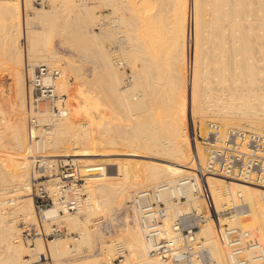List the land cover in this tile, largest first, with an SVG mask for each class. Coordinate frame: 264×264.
<instances>
[{
    "label": "rangeland",
    "instance_id": "374dc122",
    "mask_svg": "<svg viewBox=\"0 0 264 264\" xmlns=\"http://www.w3.org/2000/svg\"><path fill=\"white\" fill-rule=\"evenodd\" d=\"M200 1L0 0V164L3 172L9 178L16 164L20 163L16 159L21 154L19 132L23 129L16 122L19 119L17 95L23 86L18 75L20 70L25 80V133L30 175L33 176L36 161L45 158L42 156L63 155L70 157L59 159L74 158L77 161L78 173L83 177L79 184L82 195L79 210L66 214L56 206L60 213L70 215L71 220L61 217L47 220L36 209L37 221L25 217L16 206L28 201L29 197L33 199L32 191L21 190L0 196L3 203L1 211L8 220L16 221L13 222L16 234L11 232L8 238L0 234V264H4L3 252L12 241L21 244L23 257L30 264H40L43 256L48 264H154L151 258L142 261L133 256L129 247L134 217L136 214L140 217L133 197L139 191L147 190L142 182L152 167L143 160H155L147 154L153 147L152 143L167 138L174 122L181 121L183 128H190L195 102L199 109L217 106L219 102L215 96L230 92L224 89L225 85L231 88L237 86L238 90L245 85L255 88L264 86V61L260 63L262 58L264 60V0H253V10L248 12H240L239 0H230L226 4H222L221 0H207L197 23L195 14ZM220 4L224 6L223 11L218 10ZM236 9L239 13L234 12ZM40 10L44 12L42 17L38 16ZM224 15L228 16L224 18L226 26L214 29L213 18L217 16L221 23ZM19 18L21 25L17 26ZM250 23L254 26L252 35H242V26ZM16 43L23 53V64L19 66L15 55ZM52 50L57 51L61 59H51ZM104 52L112 65L111 76L122 88V93L113 103L104 102L108 98L107 94H103L102 86L108 80L105 72L109 74L102 58ZM40 56H46L47 60L40 63L52 64L61 70L58 88L67 95V110L73 103L80 105L76 108L79 110H75L77 122L59 138L57 145L52 144L55 134L53 122H41L38 120L40 114L30 112L29 108L31 94L27 80L31 75L28 71L31 69L32 74V68L40 64L36 61ZM233 57L246 58V65L238 68L230 66L233 63L227 64V60ZM216 60L227 70L208 73L207 67ZM194 64L200 69L195 74ZM255 79H258L257 85L251 83ZM100 87L102 93L97 89ZM155 88L158 92L152 94ZM40 110L47 109L42 105ZM33 117L36 125L32 126L31 133L30 120ZM124 133L128 134L130 141L133 139L132 142H136L131 146L138 147L139 144L141 155L127 147L130 141ZM204 136H198L201 147ZM120 138L125 139L127 145ZM114 139L117 145L111 143ZM131 153L137 157L129 156ZM189 174L194 175V180L199 178L202 190L200 194H195L191 188L194 199L185 196V200H178L181 197L168 195L163 201L168 210L165 220L167 237L182 240L183 234L174 230L179 216L205 214L209 220L197 228V237L207 244L212 257L223 264L215 251L213 236L203 228L213 222L218 230V240L225 249L221 232L230 221L224 218L217 221L211 215L242 202L237 197L236 204L226 198L224 202H218L216 191H212L208 184L210 176L195 171ZM9 181L0 183V190L13 187V182ZM232 182L226 180L224 183L228 188ZM128 188L129 196L123 199L122 195ZM97 195L107 200L104 207L95 208L93 199ZM246 206L247 211L239 213L230 225L251 231L253 238L260 243L253 214L248 204ZM40 221L45 232L56 225L63 231L62 236L48 241L41 236H33L30 240L26 238L23 233L25 224L38 226ZM4 228L2 226L0 232ZM52 240L57 241L60 249H47V243ZM39 245L45 249L39 250ZM41 252L44 253L42 257ZM227 254L228 251L224 257L225 264H230ZM144 261L146 263H141Z\"/></svg>",
    "mask_w": 264,
    "mask_h": 264
},
{
    "label": "bare ground",
    "instance_id": "6f19581e",
    "mask_svg": "<svg viewBox=\"0 0 264 264\" xmlns=\"http://www.w3.org/2000/svg\"><path fill=\"white\" fill-rule=\"evenodd\" d=\"M198 1H200V0H198ZM221 1H222L221 2L222 4H226V2H228L230 0H221ZM206 2H207V0H201L197 6V7H199L197 10V13L195 14V16L197 18V23L201 19V13L200 12L204 9V4ZM236 2H237V0H236ZM222 4H220L218 10H222V11L224 10L223 9L224 6L222 7ZM237 5H240V12L246 11V10L248 12L249 10L250 11L253 10V0H239V4L237 3ZM234 12L239 13V11L237 9ZM43 15H44L43 11H41V10L38 11L39 17H42ZM226 17H228V16L224 15L222 20H221V23H220L219 18L217 16H215L213 18V21H212V22H214V29L219 27L220 25H221V27L223 26V28H224L226 26L224 18H226ZM235 17L237 18L238 16H235ZM251 24L252 23L242 26L243 27L242 31H241L242 35H245L247 37L252 35V33H253L252 30H253L254 26ZM16 25L17 26L21 25V19L20 18L18 19V23H16ZM232 37H234V36H232ZM26 38L29 40L28 34H26ZM31 50H32V48H31ZM29 52H30V49H29ZM104 53H102V58L106 62L105 63L106 69H108V71H109V74H108V72H105V75L107 76L108 80H105L106 83L102 86L104 92L102 91L101 87H100L101 89L100 88H97V89L100 92L102 91L103 94H107L105 96L108 99H106V101H104V102H107V100H108L109 102L113 103L115 101V98L122 93V88L119 87V85L117 83V79L111 76L113 74L112 65H111V62L109 61L108 56L106 55V53L105 54ZM15 55L17 57V63H19L18 66L22 65L23 64V53L20 52V47L18 46V43H16V54ZM53 57L61 59V57L59 56L57 51L52 52L51 59H53ZM194 57L197 59L196 54ZM45 59H46V56H43V57L40 56L39 59L36 61H38L37 63L47 61ZM48 61L50 62V60H48ZM263 61L264 60L262 58L260 63H262ZM51 63H53V61H51ZM195 63H197V61H195ZM230 63H233L230 66L236 65L237 66L236 68H238L242 65H246L247 60H246V58L239 59L238 57H233V58H229L227 60V64H230ZM40 64H42V63H40ZM45 64L50 65V66L52 65V64H47V63H45ZM194 65L195 66L193 68V73L195 74L196 71L198 73L199 68H198V66H196V64H194ZM212 65H214L215 68H213L214 66L211 67ZM223 69L225 71L227 70L226 67H221L220 63H218V61L216 60V62H214V64L209 65V67H207L206 70L208 71V73L210 72L211 74H214L216 71L219 72V70H223ZM250 69L251 68L247 69V71L249 72ZM32 70H33V68H32ZM23 72H24V70H23ZM222 72H224V71H222ZM28 74L31 75V69L28 71ZM18 75H19V77L23 83L22 90L20 89L19 90L20 94L17 95L19 98V101L17 102V105H16V106H18L17 108L19 109V112H18L19 114H17L19 116V119H17L16 122L19 126L23 127L22 131L19 132L20 133L19 135L21 137V140H20L21 154L19 157L16 158L19 160L20 163L16 164L15 170H13V172H11L9 178L6 177V175L4 174L3 168L0 164V183H2V182L7 183L8 179H10L9 182H13V184H14L13 187H10V188L4 187L0 190V196H2V197L9 195V194H15L21 190H26L29 193L32 191L31 189H32L33 176H31L30 172H29L30 171L29 152L27 150L28 147H26L27 141H26V133H25V130H26L25 129V117L27 116L25 114V112L27 110L26 109V105H27L26 95H25L26 94L25 93V80H24V75L21 73L20 70H18ZM62 78H64V75ZM223 80H224L223 81L224 84H227L226 79H223ZM257 81H258V79H255V80L251 81V83L252 84L256 83L255 85H257L258 84ZM237 82H242V81L237 80ZM14 85H15V83H14ZM224 89H227V91H230V92H229V94H219V95L215 96L216 101L219 102V104L217 106L212 107V105H211V107L207 106V107H204L203 109H199L198 104L195 102L194 112H193L194 118H192L190 128H183V126L181 125V123H182L181 121L174 122L170 127V134L168 135L167 138H165L164 140H160V141H156V142L152 143L153 147L151 150H149L147 152V154L149 157H152V159H155V160H152V161L143 160V163L152 167V171L149 174H147L146 176H144L143 182H142L144 185H146L147 190L139 191L136 194L139 196L137 198H136V196L133 198H136L137 199L136 200L137 205L139 206V204H140V206H141L142 201H140V198L142 196H144L143 199L148 197L149 191L152 188L151 191L154 192V197L159 202L165 201V199L167 198L168 195H170L172 197L186 196L188 199H194V198H192V196H194V195H191L192 192H190L191 188L193 189L192 190L193 192H200L202 190V183L199 181L198 177L195 178V180H194V178H193L194 175L191 176L189 174V172L195 171L197 173L203 174L204 176L205 175L210 176L208 184L212 188V191H214V190L216 191V198H217L218 202H220V201L224 202V198H226L228 201L232 200L236 204L235 197H237L238 200L240 199L242 204H244V205L248 204V206H249V208L253 214L255 227L258 231L257 237H258V240L260 242L259 244L261 245V247L263 248V251H264V188L256 186L254 184L244 183V182L235 181V180H232L234 182L231 183L232 185L228 184L229 187L227 188V185L224 183L226 181V179H224L222 177H221L222 178L221 179L220 176L206 173V171H205L206 154L203 150V147L200 146L199 141H198V136L200 134L206 135L205 134L206 133L205 132L206 131V124L210 121H217V122H220L222 125H225L223 123H226L227 125H231V126H235V127H241L244 129H249V130L257 131V132H264V86L262 85V87L255 88L252 86L249 87V86L245 85V87L242 90L241 89L238 90L237 86H236V88L235 87L231 88V87H228L225 85ZM157 90L158 89L155 88L153 90L152 94H156L158 92ZM60 91H62V90H60ZM98 91L96 94H98ZM251 93H255V94H251ZM79 106H77L75 103H73L71 105V107L69 108V110L66 109V114H64L63 117L55 118V119H53L51 117V115H50L51 113H49L47 110H43V111L40 110L41 112L40 111L37 112V114H40L38 120H40L41 122H46V123L47 122H53L52 124L55 126L53 128V132H55V134H54L55 136L53 135V137H52L53 138L52 139L53 145H57L59 138H61L66 133L67 129L72 128L75 125V123L77 122L76 117H75V114H76L75 110H79V109H76ZM104 106H105V104H104ZM13 107H14V105H13ZM29 108H30V112H32L31 107H29ZM195 116L197 117L196 119H195ZM155 126H157V125H155ZM154 130H152V131H154ZM189 132H190V135H189ZM124 135H126V134L124 133ZM121 136H123V135H121ZM127 138H128V141H130L129 136H127ZM120 139H123V138H120ZM114 140L115 141H112L111 143L113 145H117L118 144L117 140L116 139H114ZM123 140L125 141V139H123ZM132 140L130 142H128V145H127V142L125 141L126 142L125 145H127V147L129 146L130 148H132L135 153H138L141 155V153L139 151H142V150L139 149L140 148L139 144H138V147L136 146L137 148L133 147L136 142L134 143V142H132ZM124 141H122L121 143H123ZM118 142H120V141H118ZM42 143H43V141H42ZM131 143H134V144H132L133 146H131ZM129 156L137 157V155L133 154V153H131V155H129ZM42 157H45L43 160H49L51 158L56 160L59 158H69L70 156H63L62 155V156L53 157V156H49V155H44ZM136 160H138V159H136ZM138 162H140V161H138ZM31 177H32V180H31ZM223 179L225 181H223ZM228 181L230 182V180H228ZM133 188H135V187H133ZM129 192H130V189L128 188L126 190V192L123 193V195L121 194L123 199H124V197L129 196ZM143 192H145V193H143ZM93 200H94L93 202L96 205L95 208L104 207L107 204V200L104 199L103 197H101V195L95 196V199H93ZM2 205H3V203L0 202V206H2ZM137 205L135 203L137 212L139 213V211H138L139 209L137 208ZM219 205H220V203H219ZM16 209H17V211L24 213L25 217L31 218L32 221L33 220L37 221V215L35 212V205H34L33 199L31 197H29L28 201L21 202V204L20 203L17 204ZM167 213H168V210H167ZM170 213L172 214V211ZM38 214L40 216H42V214H43V217L47 220L48 219L53 220V219L60 218V217L71 220L70 215L67 216L63 213H60L56 206L48 208V209L44 210L42 213H38ZM66 214H68L67 211H66ZM184 215H187V214H184ZM17 216H15V218ZM137 216L138 215L136 214L134 217L135 225L133 226V229L131 230L132 238H131V240H130L131 242L129 244V247L131 249V252L133 253V256L137 257L139 260H142V261L145 260L146 258H151V263H154V264H158V263L168 264L167 262H170L169 260L162 259L159 257H153L149 254V246H148V242L145 238L146 237V231H145L144 225L142 223V216H140V217L139 216L137 217ZM237 216H238V214H237ZM167 218H168V216H167ZM167 218H166V220H167ZM211 218L214 220H217V221L222 219L219 212H217V211L212 213ZM13 222H16V221L13 219L8 220L7 217L5 216V214H3V212L0 209V224H2L0 229L2 228V226H5V228L3 230H1L0 234L4 238H8L9 235H11L10 233L15 231V224ZM213 224H214L213 222L208 224L205 228H203V231H205L209 235L213 236L214 242L216 244L215 245V247H216L215 251L217 253V256L219 257L220 261L223 264H225L224 257H225L226 251H228V253H229V248L227 247V245L225 243H223V244H224L226 251L222 247L221 243L218 240L219 238L217 237L218 236L217 227H215L214 226L215 224L214 225ZM163 227L165 228L164 234L167 236L166 231H167L168 227L166 228L165 221H164ZM161 230H162V228H161ZM161 233H163V232H161ZM14 237H16V236H14ZM195 239L199 240V238L197 237V232L195 233ZM173 241H175L176 244H179L181 242V240H177V239H174ZM6 247L7 248L3 252L4 256L2 259V260H4L3 261L4 264H30V261L23 257L24 256L22 253L23 248H22L21 244L20 245L15 244V242L13 243V241H12V243L8 244ZM46 247L49 251H54V250H57L58 248L60 249L59 244L55 240L49 241L47 243ZM44 249H45V247L43 245H39V250H44ZM209 250H210V248H209ZM210 253H211V251H210ZM40 254L42 257L44 253L41 252ZM227 257H228V254H227ZM43 258H44V256H43ZM228 261H229V257H228ZM252 261L250 263H247V264H252L254 262H260V264H264V256L260 260H255L254 262H252ZM141 263H146V261L141 262ZM229 263H230V261H229ZM193 264H198V263H193Z\"/></svg>",
    "mask_w": 264,
    "mask_h": 264
},
{
    "label": "built area",
    "instance_id": "2783aa9c",
    "mask_svg": "<svg viewBox=\"0 0 264 264\" xmlns=\"http://www.w3.org/2000/svg\"><path fill=\"white\" fill-rule=\"evenodd\" d=\"M60 76L61 71L57 67L46 64L37 65L32 70L27 80L31 94V111L39 112L43 105L54 118L66 114L67 95L58 88ZM30 123L32 133V126L36 125L35 117L31 118ZM201 144L206 154V173L264 188V132L235 126L226 127L220 122L210 121L206 124V135L202 137ZM43 159L36 161L33 172L32 196L35 209L42 213L57 206L62 212L78 211L82 196L79 184L83 177L78 173L77 161ZM55 179L59 181L55 182ZM138 196L136 195V198ZM143 197L140 198L141 206L137 205L136 198L133 204L136 203L142 216L151 256L169 260L172 264H219L212 257L206 243L202 239H195L197 228L200 224H205L209 217L205 214L179 216L174 223V230L181 232L183 238L176 244L174 238L164 234L163 225L168 216L166 203L157 201L153 191H149L148 197L144 199ZM178 200H185V196ZM246 207L244 204L233 206L219 214L233 223L237 214L247 211ZM41 221L38 226L25 224L24 236L29 240L33 236H41L47 241L62 236L63 231L56 225L52 226L51 231L45 232ZM230 223H226L224 231L221 232L223 242L229 248L230 263L247 264L252 260L254 262L262 259L263 248L253 238L252 232L232 226ZM40 264H48L45 257Z\"/></svg>",
    "mask_w": 264,
    "mask_h": 264
}]
</instances>
